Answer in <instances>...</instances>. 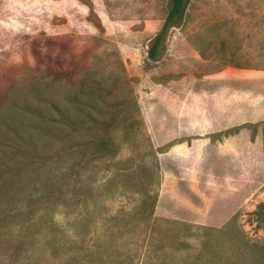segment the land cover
I'll return each instance as SVG.
<instances>
[{"label":"rangeland","instance_id":"1","mask_svg":"<svg viewBox=\"0 0 264 264\" xmlns=\"http://www.w3.org/2000/svg\"><path fill=\"white\" fill-rule=\"evenodd\" d=\"M168 9L0 0V264L253 262L238 238L264 245V0H185L151 60ZM90 117L115 120L114 157L85 155Z\"/></svg>","mask_w":264,"mask_h":264},{"label":"trees","instance_id":"2","mask_svg":"<svg viewBox=\"0 0 264 264\" xmlns=\"http://www.w3.org/2000/svg\"><path fill=\"white\" fill-rule=\"evenodd\" d=\"M185 7V0H169V9L166 14V18L163 22L160 32L149 41L147 56L151 60H156L159 55V47L163 41L166 31L169 27L174 26L178 18H180L182 11ZM225 44L223 41L219 43V48L215 51L223 52ZM224 63L228 61L222 58ZM50 75H54L56 79L59 78V74L55 72L48 71ZM60 118L65 121L68 125L74 127L73 122L69 120L68 116L58 110ZM91 118V117H90ZM113 118L108 119H90L91 127L99 131L101 136L97 139H91L84 143L83 150L85 155L89 160L96 159H106L112 158L116 154V148L113 140L108 136L112 130L114 124ZM252 127L251 138H253L255 133L256 124H249ZM243 125L236 126L232 128V132H237ZM262 133L264 134V121L262 127ZM146 199H144L138 209V213L141 215L143 222L145 223V235L143 236V241L146 242V249L149 250L151 247V238L153 237L155 226L158 224L159 219L154 216V208L156 203V196H150L146 192ZM255 216V219L262 225L264 228V202L258 204L256 209L252 212ZM169 224V222H167ZM205 233L209 231H216V229L206 228L204 229ZM217 231H223L218 229ZM239 243L242 250L247 254L254 255V260L251 264H264V245L252 243L245 239L243 236L239 237Z\"/></svg>","mask_w":264,"mask_h":264},{"label":"crops","instance_id":"3","mask_svg":"<svg viewBox=\"0 0 264 264\" xmlns=\"http://www.w3.org/2000/svg\"><path fill=\"white\" fill-rule=\"evenodd\" d=\"M185 121L186 120H174V125L176 126V128H175V130H176V136L177 137H180L179 135H181V134H177V132L179 133V132H184V128H182V127H178V126H181V125H183V124H185ZM187 121H189V120H187ZM196 121V122H195ZM191 126H189V128L187 129V131L188 132H186V133H189L190 134V132L192 133H194L196 130H197V120H194V122H192L191 124H190ZM191 148H194L197 144L195 143V140H192V143H191ZM183 151V150H188V147H187V144H177V145H174V146H172L171 147V154H174L175 153V151Z\"/></svg>","mask_w":264,"mask_h":264}]
</instances>
